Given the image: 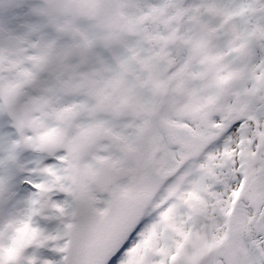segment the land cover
<instances>
[{"label": "snow or ice", "instance_id": "obj_1", "mask_svg": "<svg viewBox=\"0 0 264 264\" xmlns=\"http://www.w3.org/2000/svg\"><path fill=\"white\" fill-rule=\"evenodd\" d=\"M0 264H264V0H0Z\"/></svg>", "mask_w": 264, "mask_h": 264}]
</instances>
